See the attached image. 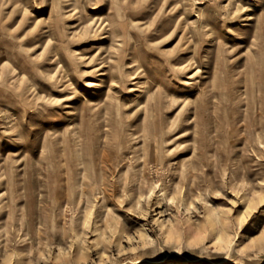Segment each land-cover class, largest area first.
<instances>
[{
  "label": "rangeland",
  "instance_id": "obj_1",
  "mask_svg": "<svg viewBox=\"0 0 264 264\" xmlns=\"http://www.w3.org/2000/svg\"><path fill=\"white\" fill-rule=\"evenodd\" d=\"M0 264H264V0H0Z\"/></svg>",
  "mask_w": 264,
  "mask_h": 264
}]
</instances>
